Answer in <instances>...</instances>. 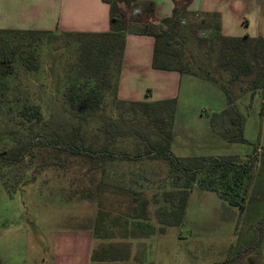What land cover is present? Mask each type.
I'll list each match as a JSON object with an SVG mask.
<instances>
[{"label":"rangeland","instance_id":"1","mask_svg":"<svg viewBox=\"0 0 264 264\" xmlns=\"http://www.w3.org/2000/svg\"><path fill=\"white\" fill-rule=\"evenodd\" d=\"M181 26L185 45L172 47L171 51L176 55L173 64L187 66L202 75L208 73L227 85L228 74L216 69L219 44L208 48L207 40L211 33L207 29L194 33L187 29L186 24ZM25 41H13L4 35L0 38V58L13 50L9 48L10 45L20 44V50H16L14 55L12 73L0 78V91L5 94L0 101V150L11 148L15 139L24 138L33 129L36 132L49 131L66 120L63 93L75 77L72 65L75 44L71 39L69 42L60 37H42L32 45L38 54L37 61H32L37 69L29 71L25 66L29 51L21 46ZM246 85L244 80L233 87V94L238 97L236 106L245 118V143H228L221 138L215 140L218 142H210L204 132L206 116L215 110L210 108H219L214 96L205 92L185 100L182 88L179 102L186 101L191 112H195V116H190L187 121L195 122L193 127L197 129V134L181 137L178 145L169 137L173 142L170 148L172 153L178 157L208 154L236 155L244 159L252 154L254 148H264V89L250 100L245 92ZM30 105L39 107L40 121L26 122L21 116V108ZM199 112H202V117ZM109 114L110 108L107 107L103 115ZM102 117L101 114L92 124L97 126ZM119 147L130 149L128 145ZM26 162L28 167L23 173V181L12 196L5 191L0 179V214L5 213L7 217L0 225V231L18 226L22 220L26 226L29 227V223L31 226L36 208L45 211L49 207L42 196L55 198L57 195L61 199L72 200L73 207L71 205L67 209V214L73 226L86 224L89 216L94 222L96 219L99 222L102 214L112 219L121 214L123 221H128L124 219L126 215L136 219L130 220L137 224L136 233L139 235L144 231V226L148 233V264H219L225 262L229 255L250 246L256 226L264 218V158L254 166L249 178L243 179L239 188H235L234 194L238 192V200L243 197L242 212L238 207L228 205L216 191L194 186L183 223L176 227H165L163 232L160 231L162 225L157 220L156 212L170 209L173 199H166L165 193H175L172 182L167 179L168 169L163 162L118 161L108 164L105 172H102V168L92 169L80 158L41 148H36L34 156ZM9 181L14 182L12 175L8 176ZM214 187H219L217 182ZM246 187V192H243ZM144 199L148 205L142 218L140 203ZM54 209L56 207L51 206L47 211L53 213ZM111 221L108 219V223ZM258 233L261 235V231ZM140 248L144 251L142 246L136 247L137 257H140ZM258 248L256 264H264V239Z\"/></svg>","mask_w":264,"mask_h":264},{"label":"trees","instance_id":"2","mask_svg":"<svg viewBox=\"0 0 264 264\" xmlns=\"http://www.w3.org/2000/svg\"><path fill=\"white\" fill-rule=\"evenodd\" d=\"M102 1L109 6L110 28L107 32L62 33L56 36L49 31L0 30V38L4 35L13 41L26 39L21 46L29 51L25 60L29 71L37 69L32 61H37L38 54L32 45L42 37H60L69 42L71 39L75 44L72 64L75 77L63 93L66 120L49 131L36 132L33 129L24 138L15 139L11 148L0 150L3 188L9 196L15 193L28 167L26 161L34 156L36 148H41L80 158L92 169L102 168V172H105L104 168L108 164L118 161L163 162L168 169L167 179L172 182L175 193H165L166 199L172 198L174 201L171 200L170 209L156 212L162 232L165 227H176L183 223L194 186L216 191L228 205L238 207L239 212H242L243 197L238 200V192L234 194L235 188H239L243 179L249 178L254 166L264 158V148H254L252 154L244 159L236 155L177 157L170 150L169 138L174 125L176 99L154 102L120 100L117 98V82L127 34L152 37L153 69L199 74L187 66L174 65L173 57L176 55L171 49L173 46L185 45L181 32L183 20H191L187 29L194 33L206 29L210 24L212 31L207 40L208 48L219 44L216 69L227 73L228 78L225 85L208 73L199 74L218 84L225 97L224 109L207 116L208 125L225 142L245 143V118L236 106L238 97L233 94V87L245 80V92L249 94L250 100L264 89V37L251 38L247 34L238 38L222 37L219 34L218 15L188 14L186 6L189 0H174L171 15L160 20L155 18L154 4L149 1ZM19 45H10L9 48L13 50L0 58V78L12 73V63L16 50H20ZM4 96L0 91V101ZM107 107L110 108V114L103 115ZM19 112L26 122H38L41 119V112L36 105L23 106ZM101 114L104 118L94 126L92 121ZM119 145H128L130 149ZM11 175L14 182L8 183V176ZM216 182L219 185L217 188L214 187ZM246 190L247 187L243 192ZM147 205L146 199L140 203L142 218ZM258 231H261V235ZM263 239L264 218L258 222L250 246L229 255L225 262L219 264H256L259 259L258 247ZM94 262L92 256L90 264Z\"/></svg>","mask_w":264,"mask_h":264},{"label":"crops","instance_id":"3","mask_svg":"<svg viewBox=\"0 0 264 264\" xmlns=\"http://www.w3.org/2000/svg\"><path fill=\"white\" fill-rule=\"evenodd\" d=\"M137 1L152 2L158 20L170 16L174 7V0ZM186 12L218 15L222 37L238 38L245 34L251 38L264 37V0H189ZM189 22L191 20L187 19L181 24ZM208 27L211 33L210 24ZM109 28V6L102 0H0V30L49 31L59 36L62 33H103ZM153 46L152 37L126 35L117 98L148 102L175 98L174 125L169 137L178 145L181 137L197 134L193 127L195 122L187 121L195 112H191L186 101L180 104V90L184 89L185 100L193 95L212 93L219 106L210 108L215 109L213 112L224 109L225 97L218 84L192 71L153 69ZM199 116L202 117V112ZM206 120L204 135L210 142H218L215 140L220 137L210 129L207 116ZM173 142L170 141V148ZM55 196H42L48 203L47 209L51 206L56 209L50 213L46 208L45 211L36 208L30 229L22 220L18 226L0 231V264H90L92 256L95 264H148V233L144 225V231L136 233L137 224L130 222L136 219L126 215L124 219L128 221H123L121 214L114 219L102 214L99 222L89 216L86 224L73 226L67 214V209L73 207L72 200ZM6 219L5 213H1L0 225ZM108 219L113 221L108 223ZM141 246L144 251L140 248V257H137L135 248Z\"/></svg>","mask_w":264,"mask_h":264}]
</instances>
